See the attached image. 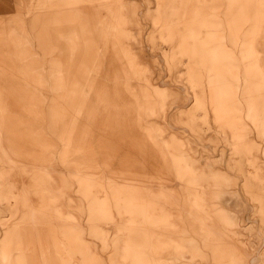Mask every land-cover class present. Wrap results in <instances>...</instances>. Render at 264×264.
Here are the masks:
<instances>
[{
	"label": "rangeland",
	"instance_id": "1",
	"mask_svg": "<svg viewBox=\"0 0 264 264\" xmlns=\"http://www.w3.org/2000/svg\"><path fill=\"white\" fill-rule=\"evenodd\" d=\"M0 264H264V0H0Z\"/></svg>",
	"mask_w": 264,
	"mask_h": 264
},
{
	"label": "bare ground",
	"instance_id": "2",
	"mask_svg": "<svg viewBox=\"0 0 264 264\" xmlns=\"http://www.w3.org/2000/svg\"><path fill=\"white\" fill-rule=\"evenodd\" d=\"M21 96H23V94Z\"/></svg>",
	"mask_w": 264,
	"mask_h": 264
}]
</instances>
